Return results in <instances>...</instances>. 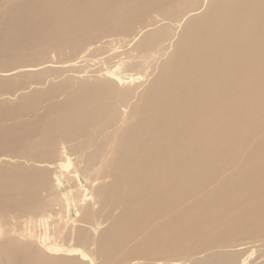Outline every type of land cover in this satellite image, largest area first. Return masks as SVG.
<instances>
[{"label": "bare ground", "instance_id": "6f19581e", "mask_svg": "<svg viewBox=\"0 0 264 264\" xmlns=\"http://www.w3.org/2000/svg\"><path fill=\"white\" fill-rule=\"evenodd\" d=\"M65 6L0 0V264H264V0Z\"/></svg>", "mask_w": 264, "mask_h": 264}, {"label": "rangeland", "instance_id": "374dc122", "mask_svg": "<svg viewBox=\"0 0 264 264\" xmlns=\"http://www.w3.org/2000/svg\"><path fill=\"white\" fill-rule=\"evenodd\" d=\"M54 1V9L56 8V6L60 3V1H64V3H65V5H66V2H67V6H65V8H66V10H67V12H66V10H65V8H64V11L62 12V15L63 16H67V15H69L71 12L73 13V12H75V11H77L78 10V7H79V3L81 2H84L85 0H53ZM80 1V2H79ZM68 2H70V3H68ZM74 6H73V5ZM68 6H71V7H69L68 8ZM73 7V8H72ZM90 9H95V11H98V9H99V7H97V8H94V7H89ZM73 10V11H72ZM75 10V11H74ZM71 11V12H70ZM89 11H94V10H89ZM55 12V11H54ZM56 13V12H55ZM65 13V14H64ZM69 13V14H68ZM8 16H0V20L2 21V20H4L5 19V21L4 22H7V21H9V18H11V17H15V16H10V17H8ZM19 17H24V16H19ZM12 19V18H11ZM2 27V26H1ZM174 39L175 38H173L171 41H174ZM69 65H71V64H67V65H65L64 67H69ZM75 65L76 66H78V67H87L88 65H90V67L92 68V67H94V64H92V63H87L86 62V60H78V61H76L75 62ZM50 67H53L54 69H61L63 66H61V65H53V66H50ZM95 68V67H94ZM67 75H69V74H67ZM71 75V74H70ZM53 80V79H52ZM54 81L57 83V82H59L60 80L59 79H54ZM87 200L88 199H91V195H87V198H86ZM74 216H75V214H74V212L73 211H71V213H70V215H69V223L70 224H74ZM256 250V251H255ZM251 254L253 253V255H252V257H256L257 256V254H258V252H257V249H253L251 252H250ZM89 263H90V261H89Z\"/></svg>", "mask_w": 264, "mask_h": 264}]
</instances>
